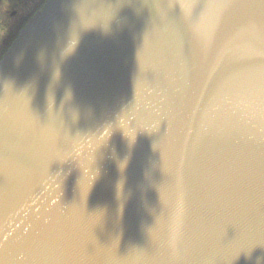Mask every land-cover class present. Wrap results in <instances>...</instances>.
<instances>
[{
    "label": "water",
    "instance_id": "95a60500",
    "mask_svg": "<svg viewBox=\"0 0 264 264\" xmlns=\"http://www.w3.org/2000/svg\"><path fill=\"white\" fill-rule=\"evenodd\" d=\"M0 264H264V0H49L0 61Z\"/></svg>",
    "mask_w": 264,
    "mask_h": 264
},
{
    "label": "flooded vegetation",
    "instance_id": "af4514ba",
    "mask_svg": "<svg viewBox=\"0 0 264 264\" xmlns=\"http://www.w3.org/2000/svg\"><path fill=\"white\" fill-rule=\"evenodd\" d=\"M47 0H0V58Z\"/></svg>",
    "mask_w": 264,
    "mask_h": 264
}]
</instances>
